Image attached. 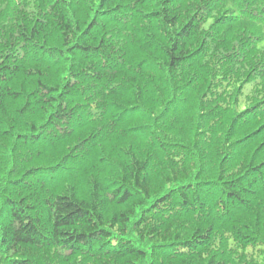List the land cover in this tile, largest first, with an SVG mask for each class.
<instances>
[{
  "label": "trees",
  "instance_id": "1",
  "mask_svg": "<svg viewBox=\"0 0 264 264\" xmlns=\"http://www.w3.org/2000/svg\"><path fill=\"white\" fill-rule=\"evenodd\" d=\"M0 264H264V0H0Z\"/></svg>",
  "mask_w": 264,
  "mask_h": 264
}]
</instances>
